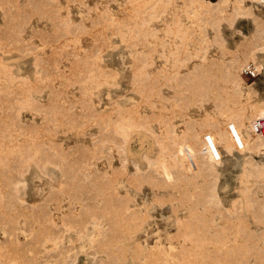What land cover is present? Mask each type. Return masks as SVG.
<instances>
[{
    "label": "rangeland",
    "instance_id": "rangeland-1",
    "mask_svg": "<svg viewBox=\"0 0 264 264\" xmlns=\"http://www.w3.org/2000/svg\"><path fill=\"white\" fill-rule=\"evenodd\" d=\"M206 1L0 0V264H264V177L232 113L264 40ZM256 58L237 101L264 100Z\"/></svg>",
    "mask_w": 264,
    "mask_h": 264
},
{
    "label": "bare ground",
    "instance_id": "bare-ground-1",
    "mask_svg": "<svg viewBox=\"0 0 264 264\" xmlns=\"http://www.w3.org/2000/svg\"><path fill=\"white\" fill-rule=\"evenodd\" d=\"M191 2L195 3L197 6L194 8L195 10H207V11H213V10H220L219 7L212 5L211 3H209L206 0H191ZM222 3L228 4V3H232L234 6V10L235 11H240L243 14H245L246 16H250L253 18V21L256 23V31L254 36L259 40H264V17H261L260 14L258 13L257 10H260V6H262L264 8V0H223ZM112 5V3H111ZM109 5L108 8L106 9H102L100 3H98V5L95 7V9L99 12L100 16L104 15L107 16L114 24L118 23V21H120V16H118L112 9V6ZM195 10L189 12L190 14H194ZM221 12V11H220ZM188 15V17H189ZM183 30V24L181 22L180 19H178L176 21V29L174 30V28L167 26L166 29L163 31L166 35H170L172 33L175 34L176 38H181L180 33ZM188 33H186L185 30V37L189 36L186 34H190L189 32L191 30H188ZM204 31V30H203ZM205 34L206 38H204V36H202L204 38L203 41H207V46L209 47L211 44V42L213 40H211L206 33H203V35ZM219 31L216 37V41L218 40L217 38H219ZM175 38V42L178 43L176 41ZM184 39V38H183ZM205 43V42H203ZM207 47V48H208ZM206 48V49H207ZM264 51V41H261L260 43H257L255 45V47L252 49V51L250 53H248V57L247 60L245 62H239L236 66L237 69V74L235 76V82L233 84V88H234V92H233V98L235 101V104L238 105L237 109H235L232 113H233V117H234V122L236 124H238L239 128L244 129L238 132V135L240 136V140L237 141V144L239 146L245 147L246 149H248L251 153V158L253 160L256 161L255 163V167L257 169V171L259 172V174L264 177V137H262L255 128V122L261 118L264 117V100H259L256 101L255 103H243V101H237L238 98L243 97V87L245 85L243 78L241 77V71L242 69H247L246 72L247 73H253V64L249 63V61L255 62L254 64L256 65L255 67L260 70L263 66V63L261 61L257 60V53L258 52H263ZM198 55V54H197ZM196 55V56H197ZM194 56V55H192ZM204 60H208V58L206 57V55L203 57ZM210 60V58H209ZM211 61H213V59H211ZM101 102V105H106L103 101L99 100ZM210 114H207L204 118H202V121L199 122L198 124L203 125L205 122H207L208 120H210ZM194 122H198L193 120ZM203 122V124H202ZM244 133L247 136L246 138L244 137ZM178 144H185L187 146H190V141L188 140V138H185L184 140H180L178 137L176 138ZM244 143H243V142ZM178 166L180 168H185L184 165H182L180 163V161H178ZM219 177L218 175L215 176V182L217 183ZM215 183V184H216ZM212 200L214 201V203H216L217 205H221V201H220V197L218 195V193L214 190V192H212ZM154 249H159L157 246H152ZM161 253H163L162 251H160Z\"/></svg>",
    "mask_w": 264,
    "mask_h": 264
},
{
    "label": "built area",
    "instance_id": "built-area-1",
    "mask_svg": "<svg viewBox=\"0 0 264 264\" xmlns=\"http://www.w3.org/2000/svg\"><path fill=\"white\" fill-rule=\"evenodd\" d=\"M247 75H250V76H251V74H247ZM255 128H256V131H257L262 137H264V117L261 118V119H259V120H257V121L255 122Z\"/></svg>",
    "mask_w": 264,
    "mask_h": 264
},
{
    "label": "crops",
    "instance_id": "crops-1",
    "mask_svg": "<svg viewBox=\"0 0 264 264\" xmlns=\"http://www.w3.org/2000/svg\"><path fill=\"white\" fill-rule=\"evenodd\" d=\"M112 66V65H111ZM125 88H127L128 90H130V87L129 86H125Z\"/></svg>",
    "mask_w": 264,
    "mask_h": 264
}]
</instances>
